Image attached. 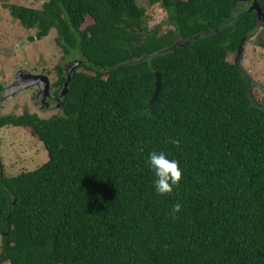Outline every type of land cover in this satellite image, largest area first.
I'll return each mask as SVG.
<instances>
[{"label":"trees","instance_id":"obj_1","mask_svg":"<svg viewBox=\"0 0 264 264\" xmlns=\"http://www.w3.org/2000/svg\"><path fill=\"white\" fill-rule=\"evenodd\" d=\"M35 1L5 7L37 31L31 41L55 29L78 65L61 114L0 117L49 157L14 177L0 170V264H264V106L229 59L259 31L258 13H236L235 0H147L167 13L151 29L137 0ZM152 151L179 161L169 194L153 187Z\"/></svg>","mask_w":264,"mask_h":264},{"label":"rangeland","instance_id":"obj_2","mask_svg":"<svg viewBox=\"0 0 264 264\" xmlns=\"http://www.w3.org/2000/svg\"><path fill=\"white\" fill-rule=\"evenodd\" d=\"M21 5L40 9L42 2L35 0H0V100L5 96L6 88L11 86L17 78V73L24 75L48 77L51 88L58 79L57 67L62 66L64 71L70 69L77 62L66 60L56 43L57 31L52 29L50 34L42 40L31 41L37 33L20 26L5 6ZM137 4L146 11L149 27L152 29L167 19V13L159 5H150L147 0H137ZM92 24L89 19L86 25ZM169 28H164L167 31ZM264 39V30H259L245 43L242 66L249 78L254 82L251 93L256 105L264 106V48L260 45ZM229 59L235 62V54ZM47 78V79H48ZM39 86L23 88L3 100L0 105V117L6 115H23L28 112L48 119L61 114L60 105L39 106L37 96ZM42 91V90H41ZM52 94V92H51ZM3 97L1 98V96ZM48 97L46 101H48ZM49 159L44 144L31 131L6 126L0 129V170L4 176L14 177L25 171H34ZM1 243V240H0ZM10 264V263H5Z\"/></svg>","mask_w":264,"mask_h":264},{"label":"clouds","instance_id":"obj_3","mask_svg":"<svg viewBox=\"0 0 264 264\" xmlns=\"http://www.w3.org/2000/svg\"><path fill=\"white\" fill-rule=\"evenodd\" d=\"M179 143V141H173ZM146 163L154 173L153 187L158 195L171 193L179 186L182 179V169L179 161L169 157L164 151H152L148 154ZM181 205L176 203L172 207V214L179 212Z\"/></svg>","mask_w":264,"mask_h":264},{"label":"water","instance_id":"obj_4","mask_svg":"<svg viewBox=\"0 0 264 264\" xmlns=\"http://www.w3.org/2000/svg\"><path fill=\"white\" fill-rule=\"evenodd\" d=\"M244 0H236V2H243ZM255 9L257 10V13L259 15V19H261V12H260V8L259 7H255ZM243 45H244V40L241 41V45L239 47V56L243 53ZM78 65V62H76L74 64V66H72L70 69H68L66 71L67 74V83L65 84L64 89L61 91V95L60 97L64 96L67 92L68 89V85L70 84V82L72 81V73L75 70V67ZM161 77L162 74L161 73H156V78H157V87L155 90V93L153 95V98L151 100V106H153V104L156 102L158 95L161 91ZM24 78V80H23ZM48 78V77H47ZM46 77H39V76H35V75H24L23 71H20L17 73V78L16 81L9 87H7L6 91H5V96L0 100V105L4 102L3 100H5V98H8L9 96H11L14 93H18L20 90H22L23 88H27L30 86H39L42 90L40 92V94L37 96V99L39 102V106L46 105L47 101V97H49L50 95V89H51V85H50V81L49 78L47 79ZM26 80V81H25ZM64 91V92H63ZM63 92V93H62ZM48 106V103L47 105Z\"/></svg>","mask_w":264,"mask_h":264},{"label":"flooded vegetation","instance_id":"obj_5","mask_svg":"<svg viewBox=\"0 0 264 264\" xmlns=\"http://www.w3.org/2000/svg\"><path fill=\"white\" fill-rule=\"evenodd\" d=\"M236 6H237L236 13H238V14H241V13H244V12H249V13L253 12L254 14H257V10L255 9V7H259L260 8V12H261V15H260L261 19H260V22H259V30L260 29L264 30V10L260 7V5L258 3V0H244L243 2H236ZM167 28H169V26ZM252 36H250V37H252ZM250 37H249V39H250ZM245 43H246V41H244L243 53L240 56H239V52L235 54V56H236L235 62L238 63L241 67H243L241 63H242V58H243V55H244ZM23 80H24V78H23ZM4 90L2 91V94H3ZM61 91L62 90H60L59 88L56 91L54 89H52V88L50 89V95H49V97H48L49 99L47 101L48 105H52V103H53V105L55 104L56 106L60 105L59 107L61 109L62 100L64 98V96L60 97ZM40 92H41V90H39V93ZM51 92H52V94H51ZM2 97H3V95L1 96V98Z\"/></svg>","mask_w":264,"mask_h":264}]
</instances>
